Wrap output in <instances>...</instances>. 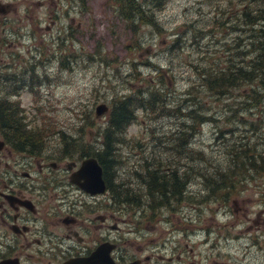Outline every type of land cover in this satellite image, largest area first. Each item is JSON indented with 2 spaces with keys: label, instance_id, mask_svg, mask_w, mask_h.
Segmentation results:
<instances>
[{
  "label": "rangeland",
  "instance_id": "obj_1",
  "mask_svg": "<svg viewBox=\"0 0 264 264\" xmlns=\"http://www.w3.org/2000/svg\"><path fill=\"white\" fill-rule=\"evenodd\" d=\"M247 1L165 0L160 8L146 1L147 9H143L152 7L157 22L152 24L149 18L139 16L134 18L138 25L130 27L113 0H89L88 9L77 6L71 10L73 36L65 42L56 39L65 37V28L49 22L51 6L46 2L31 8L33 11L35 7L34 13L43 25L52 27L45 33L46 39L27 41L30 52L22 48L21 53L25 61H30L32 52H37L35 61H43L38 67L42 84L33 93L13 89L10 97L0 89V97L5 104L9 97V104L19 107L27 129L40 130L37 152H62L80 161L93 157L88 151L92 154L103 149V132L108 128L112 104L115 99L124 101L130 96L134 119L127 124L123 137L117 135L123 141L112 146L115 163L107 167V175L110 182L121 185L119 191L123 188L119 195L134 194L142 205L130 203L132 208L125 204L123 214H116L122 226H139L144 231L145 236L136 238V242H151L164 249L188 244L193 251L187 254L192 256L200 252L203 247L198 244L206 240L229 255L233 264H264V175L253 173V179L243 182L244 187L236 188L238 193L232 194L236 204L229 201L225 206L218 200L189 203L187 193L183 201L169 204L175 210L167 206L149 209L144 200L148 188L141 184L148 169L158 166L157 160L164 173L177 167L180 171L182 166L184 173L190 165L204 168L205 162L225 166V153L232 148L264 149V86L259 80L244 82L219 99L206 87L194 86L201 81L198 67H226L230 57L236 63L243 59L236 53L238 36L244 38L239 48L247 50V36L255 30L242 26L245 29L236 31L229 27L230 21L222 25L218 20H231L233 13L242 14L246 5H264V0ZM28 4L29 0H14L13 17L23 18ZM52 36L55 40L50 39ZM156 90L164 99H149ZM187 98L191 99L185 101ZM99 103H106L109 110L97 117L95 107ZM140 103L149 105L141 107ZM6 108L12 112L10 105ZM191 108L214 119L204 120L190 137L187 132L191 129L186 124L194 121L185 113ZM192 150L201 151L203 156H196ZM187 173L195 176L194 172ZM204 183L199 175L189 191L201 186L204 194ZM178 209L181 212H176ZM203 228L212 232L206 234ZM183 255L181 261L186 258ZM175 257L173 264H182Z\"/></svg>",
  "mask_w": 264,
  "mask_h": 264
},
{
  "label": "flooded vegetation",
  "instance_id": "obj_2",
  "mask_svg": "<svg viewBox=\"0 0 264 264\" xmlns=\"http://www.w3.org/2000/svg\"><path fill=\"white\" fill-rule=\"evenodd\" d=\"M88 1L29 0L22 18L12 15L14 0H0V89L11 96L13 89H35L42 84L38 67L43 61H35L37 52H32L30 61H25L21 53L22 48L30 52L27 41L46 39L45 33L52 27L42 24L32 6L41 7L46 2L51 6L49 22L65 28V37H56L65 42L73 36L71 10L77 6L88 9ZM50 39L55 40V36ZM58 62L61 64L62 58ZM9 97L8 105L0 97V264H105L108 257L114 264H173L174 255L175 260L181 261L182 254L186 257L182 264H233L229 255L220 253L216 244L205 239L198 246L207 249L192 256L187 254L193 251L188 244L169 246L170 252H166L151 242H136V238L145 236L144 231L134 225L126 228L117 220L116 214H123L125 207L122 201L116 202L115 189H110L117 182H110L108 168L97 158L101 150L88 156L97 160L104 185L102 192H93L94 187L89 188L84 178L75 179L84 157L77 161L76 156L62 152L32 153L13 144L12 124L8 120L11 115L6 108ZM4 117L6 124L2 128ZM227 200L236 204L232 195ZM202 230L206 234L212 232L211 228ZM130 234L134 236L129 240L126 236Z\"/></svg>",
  "mask_w": 264,
  "mask_h": 264
},
{
  "label": "trees",
  "instance_id": "obj_3",
  "mask_svg": "<svg viewBox=\"0 0 264 264\" xmlns=\"http://www.w3.org/2000/svg\"><path fill=\"white\" fill-rule=\"evenodd\" d=\"M113 1L114 7L117 8L119 15L126 20V25H129L130 27L138 25V21H134V18L139 16H141V18H149V21L152 24H155L157 20L153 15V8L150 7L148 11H145L143 8H147L144 4L147 1L153 5L154 8H160L165 2V0H145L144 2H139V0ZM254 1L260 2V0ZM248 2L250 3L251 0H248L247 4H249ZM243 9L244 11H242V14L233 13L231 20L223 19L221 22L218 20L219 24L224 25L225 22H231L232 19H234L233 24H230L229 22V27L236 31H242L245 29L241 28L242 26L248 27L250 30H255V34L251 33L247 36V38H249L248 43H246V45H249L247 50L242 51L241 48H239L241 41H243L244 38L238 36L236 53L243 56V59L237 62L239 65H237L236 61H233V58L230 57L228 59L229 63L226 67H212L211 65H208L206 67L203 66L196 69L203 84L201 88L205 89L206 87V91L210 90L213 92L216 99H219L220 96L227 94L232 88L239 87V85L244 82H255L259 80V83L264 86V5H253L252 8H249V5H246ZM178 38L179 37H177V39ZM200 83L195 84L194 86L198 87ZM204 84L206 85L205 87ZM252 91L257 94L256 90ZM160 98L164 99L162 94L159 93V90H156L155 93L149 97L152 101H158ZM139 99L141 102L144 101L142 98ZM129 100H131V98L130 96H127L124 98V101L123 99H115L112 104L107 121L108 128L103 132V149L99 151L100 154L97 155L100 163L105 165V167H110L113 163H115L112 151L115 146H112L115 142H119L121 139L117 135H121L123 137V132H125L127 124L134 119V110L130 107L131 104L128 103ZM187 100L189 101L190 99L187 98L185 101ZM140 105L142 107L149 104L140 103ZM10 106L12 108V112L10 110L11 116H9L8 120L12 124L11 129L13 131V144L19 149H26L29 152L37 153L39 145L37 146L36 143L39 142L38 137L40 130L37 128H33L32 130L27 129V125H25L22 121L24 120L23 117L20 116L22 114L19 107L13 104H10ZM175 110H178V108ZM185 115L189 116L194 121V123L190 125L185 122L183 123L190 127L191 130L187 132L190 137L195 133L200 123H202L205 119L213 118L212 116L204 117V115L198 113L194 108L187 110ZM5 124L6 117H4L2 121V128L5 127ZM86 124L91 125L92 123L87 122ZM80 130L81 129H79V131ZM122 141H120V143H122ZM192 151L194 152V150ZM87 154L91 155L89 151ZM194 154L199 157L200 155L203 156L201 151H195ZM229 155H231V158ZM225 156L228 159V163H226L225 166L216 165V163L212 165L208 164V162H205L206 165L204 168H194L191 165L189 167L187 166V171H189V173L194 172L196 179L195 176H191L187 173V171H185L183 175L180 174L181 171H178V167L171 173L166 170V173H164L159 160L155 162L158 166L154 167V169L152 166L148 169L150 167L148 163V171L147 175H145L146 180L144 183H141L144 187L148 188L147 196L144 198V200L147 201L145 204L151 206L148 207L149 209H161L160 206L173 208L169 204L173 201L176 203L181 202V200L183 201L187 193L188 198L186 197L185 199L189 203L192 201L197 203H206L210 200H218L223 204H226L229 201L227 199L230 198L233 193H238L239 190L236 189L237 187H244L245 184L243 182L245 180L253 179V173L259 175L264 173V149L258 151L257 149L249 148L248 146L243 149L232 148V150H227ZM169 162L173 163L171 160H169ZM199 166L201 165L199 164ZM204 171L209 173H204ZM199 175L204 177L205 183L203 185V189L205 190V193L202 194L201 186L200 188H196L191 193L192 190L189 191V186L190 189H192L191 186L196 183ZM119 186L121 185L115 184L113 187L110 186V189H115L114 192L117 193L116 202L122 201L124 205L129 204L132 208L134 207L130 203H134L138 207L142 206L139 203V199L136 198L134 194L133 196L126 194L124 197L123 195H119L118 192H120L122 188L121 187L119 191ZM173 209L175 210V208Z\"/></svg>",
  "mask_w": 264,
  "mask_h": 264
},
{
  "label": "water",
  "instance_id": "obj_4",
  "mask_svg": "<svg viewBox=\"0 0 264 264\" xmlns=\"http://www.w3.org/2000/svg\"><path fill=\"white\" fill-rule=\"evenodd\" d=\"M107 111H108V106L105 103H99L95 107V114L97 117H100L101 115L105 114ZM76 176H78V178H75L76 180L77 179L79 180L80 178H84V183L89 188L94 187V189L92 190L93 192L95 191L102 192L104 190V185L101 178V169L96 159L88 158L83 160L80 171L77 172ZM98 250H100V248ZM94 257L95 256H93V260L95 259ZM106 259L107 260H105V264H114V262L110 257ZM92 264H96V263L93 261Z\"/></svg>",
  "mask_w": 264,
  "mask_h": 264
},
{
  "label": "bare ground",
  "instance_id": "obj_5",
  "mask_svg": "<svg viewBox=\"0 0 264 264\" xmlns=\"http://www.w3.org/2000/svg\"><path fill=\"white\" fill-rule=\"evenodd\" d=\"M205 72V71H204ZM201 76V75H200ZM201 82V81H200ZM165 83V82H164ZM201 86H203V84H202V82L200 83V85L198 86V88L199 87H201ZM204 87H205V84H204ZM191 99V98H190ZM200 113V112H199ZM205 117V116H204ZM208 119H205V121H207Z\"/></svg>",
  "mask_w": 264,
  "mask_h": 264
}]
</instances>
